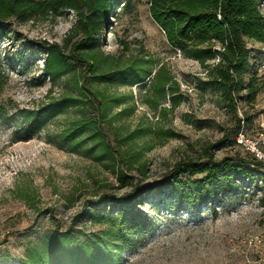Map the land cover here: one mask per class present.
Segmentation results:
<instances>
[{"label":"rangeland","instance_id":"374dc122","mask_svg":"<svg viewBox=\"0 0 264 264\" xmlns=\"http://www.w3.org/2000/svg\"><path fill=\"white\" fill-rule=\"evenodd\" d=\"M124 1L128 3L116 6L109 23L102 27L105 37L98 35L104 49L116 51V39H138L152 59L169 65L180 91L173 109L169 97L155 109L145 103L147 85L107 88L109 93L133 95L125 104L112 107L117 114L113 125L124 124L131 132L147 128L143 136L126 140V133L115 136L108 120L101 121L111 151L142 153L144 175L126 171L123 180L113 172L110 160L98 159L100 148L89 133L77 139L63 135L74 118L97 117L98 109L88 102L84 109L71 107L48 118L45 126L34 132L27 130L15 109L37 106L50 88L56 96L74 93L65 78L53 84L46 75L42 44H62L77 22L75 11L65 9L55 20L14 16L3 21L0 63L5 82L0 99L15 107L8 108L0 120V264H22L28 249L42 247L44 235L54 229H70L81 239L98 237L111 228L121 229L119 219L127 225L120 233L129 245L121 251L119 264H264V168L253 175L216 178L210 187L207 184L214 198L201 203L192 196L193 190L186 189L181 197L171 188L160 189L163 179L176 175V167L184 168V163L206 162L211 156L216 162L224 158L238 162L248 156L245 146L236 140L237 124L250 117L247 133L256 135L264 109V83L257 81L258 94L249 102L250 74L245 75L243 88L234 94V107L199 61L168 42L151 16L150 0ZM261 4L264 13V0ZM112 27L116 30L113 39ZM137 46L133 43L134 49ZM247 46L259 62L264 61V44L248 40ZM16 132L24 139L19 140ZM178 174L176 179L192 181L204 176H190L185 171ZM148 186L151 190L143 192L141 200H132L134 209L148 216L152 225L130 229L131 210L121 211L109 197L139 193ZM25 190L35 194L34 201L21 198ZM90 210L95 218L88 215ZM106 215L114 218L113 227Z\"/></svg>","mask_w":264,"mask_h":264},{"label":"trees","instance_id":"16d2710c","mask_svg":"<svg viewBox=\"0 0 264 264\" xmlns=\"http://www.w3.org/2000/svg\"><path fill=\"white\" fill-rule=\"evenodd\" d=\"M262 0H150V13L154 21L163 29L168 42L177 50L183 52L188 58H193L206 68L208 78L218 86L232 103L236 106L235 92L243 88V78L250 74L247 83V100L254 102L259 91L257 81L262 80L256 64L259 59L253 55L247 46L248 40L264 44V13L261 7ZM123 4V0H0V31L3 21L16 17L21 20L52 19L55 20L65 9H72L77 16L76 24L71 28L63 43L43 42L46 53V75L56 84L60 79L71 82L74 93L62 92L58 96L52 95L50 88L45 98L33 108H15L26 123L28 131L41 130L48 118L65 113L71 107L82 106L85 102L98 109L97 117L81 115L71 121L63 135L77 139L89 133L91 139L96 140L99 146V160L107 158L110 166L119 180H123L126 171L145 173V162L141 151H111L106 132L102 131L101 121L108 120L109 125L115 129V136L120 132L126 133V140H134L143 136L147 128L140 127L136 131H129L124 124L113 125L117 114L112 107L125 104L129 98L126 94L107 92L109 86L131 87L138 83L147 85L145 103H150L157 109L166 97L172 101L171 109L176 106V95L180 91L179 81L169 65L161 59H152L145 44L134 39L117 40L118 49L107 52L100 41L102 27L109 23V17L116 6ZM111 39L116 35L114 27L110 29ZM80 39L75 40L76 36ZM133 43H138L134 49ZM219 58L218 61H216ZM210 61H215L210 63ZM217 62V63H216ZM154 74L152 75V72ZM152 75V76H151ZM148 78V81H147ZM5 79L2 76L0 63V94L3 91ZM84 106V107H83ZM8 106L0 99V120L7 113ZM131 108V106L129 107ZM80 109V111H82ZM163 110L166 107L163 106ZM261 114V113H260ZM259 114V117H260ZM250 117L244 121L239 119L236 136L247 133ZM243 122V126H242ZM260 123V119L258 125ZM16 135L19 140L24 137ZM96 136H99L96 139ZM27 138V137H26ZM264 150V147H263ZM248 155L238 158H224L216 162L211 156L206 162L184 163V168L177 166L176 175L167 176L160 184L161 188H171L181 197L186 189L193 190L192 196L198 202L214 198L215 193L209 188L212 182L220 176L253 175L264 168V159L245 149ZM187 172L190 176L204 174L200 179L183 180L176 177L180 172ZM175 178V179H172ZM209 187L207 188V184ZM151 190V186L141 189L139 193L125 194L120 197H109L114 206L121 211L131 210L132 222L130 229H147L152 225L148 216L133 207V200H141L142 193ZM21 198L30 202L35 200V194L25 190ZM93 210V209H92ZM88 215L95 218L93 211ZM107 223L113 227L112 219L106 215ZM121 229L111 228L104 235L98 237L90 235L81 239L74 235L70 229H54L43 237L42 247H31L22 264H119L120 253L128 248L126 238L121 236L127 227L121 219L118 220ZM109 238L108 241L102 239ZM117 245L118 247H115Z\"/></svg>","mask_w":264,"mask_h":264},{"label":"built area","instance_id":"2783aa9c","mask_svg":"<svg viewBox=\"0 0 264 264\" xmlns=\"http://www.w3.org/2000/svg\"><path fill=\"white\" fill-rule=\"evenodd\" d=\"M256 67L259 71L264 72V61L256 64ZM236 140L238 144L245 146L246 150L253 152L256 157L264 159V109L261 113V120L256 135L251 137L250 135H246V133L244 134L243 132H240L236 136ZM256 240L260 241L258 237Z\"/></svg>","mask_w":264,"mask_h":264},{"label":"water","instance_id":"95a60500","mask_svg":"<svg viewBox=\"0 0 264 264\" xmlns=\"http://www.w3.org/2000/svg\"><path fill=\"white\" fill-rule=\"evenodd\" d=\"M109 29H107L106 31H108Z\"/></svg>","mask_w":264,"mask_h":264}]
</instances>
